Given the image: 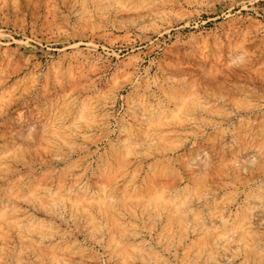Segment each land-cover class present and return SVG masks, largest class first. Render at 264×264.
Here are the masks:
<instances>
[{
  "label": "rangeland",
  "instance_id": "obj_1",
  "mask_svg": "<svg viewBox=\"0 0 264 264\" xmlns=\"http://www.w3.org/2000/svg\"><path fill=\"white\" fill-rule=\"evenodd\" d=\"M0 264H264V0H0Z\"/></svg>",
  "mask_w": 264,
  "mask_h": 264
},
{
  "label": "bare ground",
  "instance_id": "obj_2",
  "mask_svg": "<svg viewBox=\"0 0 264 264\" xmlns=\"http://www.w3.org/2000/svg\"><path fill=\"white\" fill-rule=\"evenodd\" d=\"M232 61L235 63V62H237L238 60L236 59V58H234V57H232ZM19 135H20V139H22V136H23V133H22V131L19 133ZM200 163V162H199ZM198 163V164H199ZM195 164H196V162H195ZM199 165H201V164H199ZM202 167H203V165H202ZM192 168V167H191Z\"/></svg>",
  "mask_w": 264,
  "mask_h": 264
}]
</instances>
